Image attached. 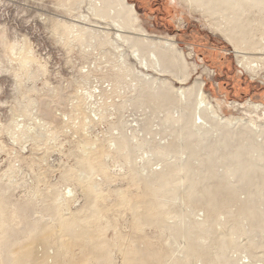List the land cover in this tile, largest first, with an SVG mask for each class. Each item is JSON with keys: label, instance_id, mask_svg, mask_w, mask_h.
<instances>
[{"label": "rangeland", "instance_id": "rangeland-1", "mask_svg": "<svg viewBox=\"0 0 264 264\" xmlns=\"http://www.w3.org/2000/svg\"><path fill=\"white\" fill-rule=\"evenodd\" d=\"M126 1L180 55L143 68L113 0H0V264H264V229L245 216L264 219V188L240 180L264 158L250 146L228 170L264 133L191 136L169 94L202 82L219 116L263 125L246 103L264 106V11L243 3L242 44L219 1Z\"/></svg>", "mask_w": 264, "mask_h": 264}, {"label": "bare ground", "instance_id": "bare-ground-1", "mask_svg": "<svg viewBox=\"0 0 264 264\" xmlns=\"http://www.w3.org/2000/svg\"><path fill=\"white\" fill-rule=\"evenodd\" d=\"M113 1L121 8L120 9L121 14L127 18L129 28L135 31H140L139 33H135L136 36L138 35L140 36V38L133 37L132 40L134 43L133 52H136L138 54L139 63L143 68H145L147 71L155 68L156 65L160 64V61H163V59L167 57L168 55L167 53L169 52H174L180 55V50L176 47L175 42L171 38H166V39L152 38L146 35L145 33H143L141 30H138L137 25H136V22H137L136 12L132 4H129L126 0H113ZM218 1L226 5L228 9L236 8L238 10V13L236 12V20L233 21L232 28L226 30L227 34L224 35L225 39H228L229 41V38H231V36H235V39L237 41H239L242 44H246L249 37L244 38L243 32L241 31H238L237 33L234 32L235 28L240 27V26H245L244 24L245 20H242V15L243 13H245L246 10L242 5L243 3H246V4L251 5L252 7L257 8L258 11H264V0H186L188 4H192L196 6H204V5L208 6L209 4L213 6ZM85 30L91 32L92 34H95L97 32V30H94L91 28H86ZM117 32L118 33L115 34V38H118L121 41L129 40L130 37L124 34L126 32L120 29L117 30ZM235 48L237 49L238 47L236 46ZM236 53L241 55L240 56L241 59L239 60V63L242 66H245V63H246L245 56H243L242 52H240L238 49ZM151 57H153L154 59H152ZM148 82L154 83L155 79L152 78L151 81L148 80ZM162 84H164V81H162ZM202 85H203L202 82H194L192 85H190L186 89H181V88L174 89L170 87V90H169V94L171 96L172 95L176 96V100H177V105H176V108L174 109L175 111H171L170 116L172 117L173 115L176 114L177 122H179L181 119L185 120L186 127L188 129H192L193 131L191 136L198 135V136L205 137L213 129H215L216 131L220 132V137H219L220 140H226L225 144H227L228 138L234 137L236 135L242 137V136H246L247 134L251 133V134H254V137L256 136V138L258 136L261 137V134L264 133V124L261 125L252 118L227 119V118H223L219 116L217 112L215 111L211 101L208 99L207 95L205 94L202 88ZM168 99H169L168 96H164L163 102L168 101ZM246 104L249 105V107H251L254 113H257L258 111L263 109L262 115L264 116V106L263 105L256 104V103H249V102H247ZM180 112H183V115H179ZM236 126H238L239 128V131H237L238 133H236L234 130ZM260 141H259L260 143L259 142L256 143L257 141L256 142L254 141V143L252 142L253 145L243 146L240 149L233 151V152H231L230 150V153L228 152L229 153L228 156L233 157L234 160L229 159L230 162L228 161L229 164H232L230 165L231 168L230 167L228 168L229 172H234L236 171V169L239 168L238 166H243V162H245V156L249 154L248 148L250 146H251L250 148H253V150L251 149V151L252 153H254V155L256 154L257 156L264 158V141L263 140H260ZM213 152L215 151H208L209 154ZM158 153H163V151H158ZM225 162H227V160H225ZM178 165H180L181 167L184 166L185 168L189 167L188 163L182 162V161L180 162V160H178ZM248 166H249L248 168L246 167V169L241 172L240 180H242L244 176H250L248 181H250L251 184L256 187L257 190L254 189L255 192L253 194L257 195L260 193V190L264 188V167H261L259 169L260 174H258L256 172L257 169L255 170L256 164L251 162V163H248ZM171 171H172V168H169L168 174ZM165 180H166L165 174H161L157 180L158 186L164 187L166 185ZM189 184L191 185V188H193L195 184L193 178L190 179ZM191 199H192V196H191ZM258 215L259 214L250 213V214H246L245 216L249 217L252 220L253 225L258 226L259 228H261V230H263L264 229L263 228L264 219H261L260 217H258ZM193 234L194 233H192V235L188 233L189 237L193 236V238H196L197 236ZM222 243H225L227 247L231 245L232 240L231 238H226L225 240H223ZM221 256L223 258L224 255H221Z\"/></svg>", "mask_w": 264, "mask_h": 264}]
</instances>
